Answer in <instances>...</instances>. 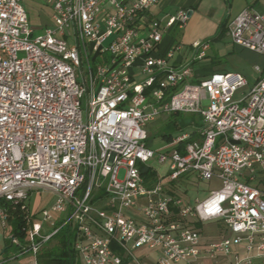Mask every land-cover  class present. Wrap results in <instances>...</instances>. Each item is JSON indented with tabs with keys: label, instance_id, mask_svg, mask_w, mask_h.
<instances>
[{
	"label": "built area",
	"instance_id": "obj_1",
	"mask_svg": "<svg viewBox=\"0 0 264 264\" xmlns=\"http://www.w3.org/2000/svg\"><path fill=\"white\" fill-rule=\"evenodd\" d=\"M160 1L45 0L52 23L35 35L22 0H0V200L27 209L34 254L58 231L42 233L29 211L30 191L45 189L55 200L41 216L66 214L82 264H207L238 246L245 254L232 264H264V67L251 84L231 71L195 81L191 60L172 63L182 45L160 53L164 33L190 11L160 19ZM227 34L264 54V0L244 7ZM192 47L202 59L210 44ZM179 112L200 116V137L179 148L184 130L149 147L148 123ZM153 158L167 172L152 181L141 166ZM188 173L222 185L194 202L172 194ZM218 219L230 235L202 243L195 222Z\"/></svg>",
	"mask_w": 264,
	"mask_h": 264
},
{
	"label": "rangeland",
	"instance_id": "obj_2",
	"mask_svg": "<svg viewBox=\"0 0 264 264\" xmlns=\"http://www.w3.org/2000/svg\"><path fill=\"white\" fill-rule=\"evenodd\" d=\"M205 1V5L202 4V6H199L198 8H192L193 12L185 26L178 27L176 25L172 27L165 34V38H171L175 46L178 44L182 45L183 49L177 51V53L189 57V59H191L192 67L196 70L202 69L206 75H210L216 71H239L243 75H247L251 80L252 77L256 75L254 66L259 65L264 67V54L234 44L227 33L220 38H216L221 31L219 21H225L227 19L231 20L233 18L232 16H234V14L229 16V13L231 10L235 11L237 9V2H233L232 0ZM247 1L249 3L253 0ZM22 2L28 12L30 24L35 28V35L42 32L47 24H51V9L49 5L48 7H41L40 20H38L37 12L32 6V1L22 0ZM248 3L244 7L249 6ZM187 10L190 9L187 8ZM176 12L177 10L173 13ZM211 13L213 14L211 15ZM196 39L206 41L210 44V48L206 51V56L202 59L196 58L198 50L192 47V43ZM20 55H22V53H20ZM215 65H218L219 67L214 68ZM244 90L246 91L247 88H244ZM204 102L207 104L208 100L206 99ZM82 108H85V100L82 101ZM198 118V114L187 112L168 113L159 116L156 120L149 122L147 125L149 135L146 141L147 145L153 149L164 147L169 142V139L163 137L164 134L170 133L174 138V136L185 129H193ZM173 120L176 121L177 125L172 123ZM146 165L155 168L159 174L166 175V164L159 163L157 158L149 160ZM259 178H264V173H262ZM259 178L257 185L264 189V184L259 181ZM164 179L166 180V177H164ZM176 182L180 183L178 188L180 195L191 202H194L196 198L199 200L205 198L209 195L211 190L218 189L222 185L221 180L217 177H213L210 180L197 179L193 173L186 174L184 178L181 177V179ZM53 199L54 196L52 192L45 189H33L29 194V211L34 220H38L42 223V233H50L56 228L59 230V233L51 240L42 244L38 254H34L31 249H27L29 247L27 235L25 237L18 235L15 237L16 241H13L11 223L7 219L4 220L3 223L0 218V264L33 263L37 257L41 256L42 252H48L57 246H61L59 241L68 228H71L72 247L75 249L74 235L76 236V231L69 224L65 223V213H55L51 220H43L41 216V209L43 207H49L53 203ZM201 223L202 225L198 227L200 233L204 236H210L212 231L209 224H207L208 222ZM191 224H194V221H191ZM222 225L223 230L228 231V235H230L224 222L219 221L217 223L218 227H221ZM36 239L38 240L39 238L37 237ZM23 248L25 249L24 252H22ZM148 251L150 252L151 250ZM139 255L141 254L139 253ZM75 264H82L78 254L75 258Z\"/></svg>",
	"mask_w": 264,
	"mask_h": 264
},
{
	"label": "crops",
	"instance_id": "obj_3",
	"mask_svg": "<svg viewBox=\"0 0 264 264\" xmlns=\"http://www.w3.org/2000/svg\"><path fill=\"white\" fill-rule=\"evenodd\" d=\"M31 1L33 3V5H32L33 8L37 12L38 20H40L39 18H40L41 7L42 6H47L48 7V5L45 3V0H31ZM232 1L233 2H237V9L235 11L231 10L230 13H229V16H232L234 14V16H232L233 18L231 20L227 19L225 21H222V20L219 21L220 25L226 24L227 30H228V26L231 23V21L236 17V15L248 3L247 0H232ZM253 2H254V0L249 2L248 4L249 5L253 4ZM202 4L205 5L206 1L205 0H161L160 3L154 8L153 15L158 17V18H160V19L161 18H165L168 14H172L175 10H178L179 8H186V9L189 8L190 9L189 10L190 11V15H191L192 12H193L192 8H194V7L198 8L199 6H202ZM50 9H51V7H50ZM212 14L213 13H211V15ZM51 15H52V10H51ZM51 15H50V18H51ZM51 23H52V18H51ZM47 26H48V24H47ZM33 29L35 30L34 27H33ZM166 33H164L163 40H162V43H161V50H160L161 54H166L171 48H173L175 46L173 44V40L171 38H165V34ZM195 41H201V40L196 39V40H194V42ZM177 51H179V50H177ZM177 51L175 52V56H174V58L172 60L173 64L179 65L181 63H184L186 61H190L191 60V59H189V57H185L182 54L177 53ZM256 66H259V65H255L254 66V71H255L256 75H254L251 80L249 79V77H247V75L244 74V76H246L248 78V81H249L250 84L255 82V80L257 79L258 72L256 71V68H255ZM218 67H219L218 65L214 66V68H218ZM237 72H239V71H237ZM207 76H209V75H206L203 72L202 69H198V70L194 69V80L195 81L202 80V79L206 78ZM200 126H201V118L199 116L198 121L195 122V127L193 129H189V130L185 129V131H187L189 133H192L193 131H196V134L198 135L197 138H199L200 134L198 132V129H199ZM163 176L164 175H161V174H159L157 172L156 177L153 180H155L157 177H163ZM53 196H54V199L52 200V202L55 200V195L53 194ZM1 207H2V205H1V201H0V208ZM7 220H8V218H7ZM219 221L223 222V220H219V219L218 220L207 221L208 222L207 224H209L210 229H211L212 232H211L210 236H204L201 233V241H202V243H208V242H211V241L222 239L225 236H228V231H224L223 228H222L223 225L221 227L217 226V223ZM147 251L148 250L142 249V250L139 251V253L142 255V259L143 260L150 261L151 259L154 258V253L151 252V251L150 252L149 251L147 252ZM243 254H245L244 247L243 246H238V247L234 248L233 252L229 256H222V257H219L216 260H208V259H206L205 261H206L207 264H232V262L235 260L237 255L239 256V255H243ZM35 260H37L38 264H41V263H39V258L38 257ZM254 261H255V264H256L259 260L255 259Z\"/></svg>",
	"mask_w": 264,
	"mask_h": 264
},
{
	"label": "trees",
	"instance_id": "obj_4",
	"mask_svg": "<svg viewBox=\"0 0 264 264\" xmlns=\"http://www.w3.org/2000/svg\"><path fill=\"white\" fill-rule=\"evenodd\" d=\"M227 33L226 24L221 25V31L217 35L216 38H220L223 35ZM172 123L176 124V121L173 120ZM177 125V124H176ZM196 131H193L190 133L189 138H187L184 142L179 145V148H182V146L189 142L193 141L197 138ZM163 137H166L169 139V142L172 141L173 136L172 134H164ZM142 174L147 180H153L156 177V170L149 166H141ZM184 178L185 176H181ZM259 178V177H258ZM181 179V178H180ZM179 179V180H180ZM258 181V180H257ZM259 181L263 182L264 184V178H259ZM171 193L174 195H180L178 192V188L180 186V183L176 181H172L171 183ZM1 205L2 209H4L8 213V221L12 225V233L16 236L25 237L27 235V231L29 229V226L31 225V222H27L26 216H27V209H23L20 205H15L7 200L1 199ZM197 228L202 225V223L195 222L194 224ZM59 233V230L52 236V238ZM72 231L71 228H68L66 232L61 236L60 245L61 246H55L56 248H53L52 250L48 252H42L41 256L39 258V263L41 264H75V258L77 256L76 250L72 247V241H71ZM51 238V239H52ZM74 238L76 236L74 235ZM50 239V240H51Z\"/></svg>",
	"mask_w": 264,
	"mask_h": 264
}]
</instances>
